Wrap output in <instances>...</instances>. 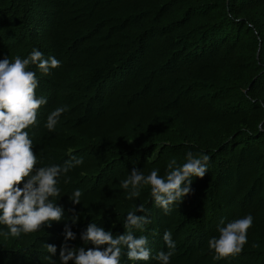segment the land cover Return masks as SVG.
I'll list each match as a JSON object with an SVG mask.
<instances>
[{
  "label": "trees",
  "instance_id": "trees-1",
  "mask_svg": "<svg viewBox=\"0 0 264 264\" xmlns=\"http://www.w3.org/2000/svg\"><path fill=\"white\" fill-rule=\"evenodd\" d=\"M33 49L60 62L48 74L29 66L47 101L25 130L36 167L71 156L83 163L61 175L60 195L50 198L62 220L19 237L0 234V264H62L66 226L76 235L67 247L87 251L96 246L80 236L90 223L123 235L140 204L147 212L137 214L151 223L133 231L147 236L151 258L129 261L123 250L121 264H159L157 254L169 251L166 230L177 245L170 264H264V0H0V60ZM58 107L65 111L49 131ZM188 152L209 156L207 174L192 177L191 193L169 214L150 186L126 198L120 182L133 169L165 176ZM77 189L78 205L70 199ZM249 214L243 250L214 259L209 239Z\"/></svg>",
  "mask_w": 264,
  "mask_h": 264
},
{
  "label": "clouds",
  "instance_id": "clouds-1",
  "mask_svg": "<svg viewBox=\"0 0 264 264\" xmlns=\"http://www.w3.org/2000/svg\"><path fill=\"white\" fill-rule=\"evenodd\" d=\"M30 65H36L41 72L48 74L50 69L59 67L60 62L55 57L45 59L43 53L36 49L24 59L18 56L14 61L7 57L0 60V225L7 227V232L0 234L12 237L35 233L46 225L50 227L52 222L62 220L63 208L50 198L60 195L57 185L61 175L83 163L82 158L71 156L62 166L36 167L38 158L32 139L25 130L36 124L38 111L47 101L36 95L39 81L36 73L29 70ZM64 111V107H58L48 115L46 127L49 131L55 129ZM208 162V155L188 152L182 166L177 165L175 159L168 163L165 176H160L158 169H153L148 175L133 169L120 182V187L126 190V198L131 200L140 196L144 186H150L155 204L167 215L174 204H180L191 193L192 177H205ZM81 196L77 189L70 199L78 205ZM146 212L143 204L136 206L135 211H129L124 222L125 233L115 237L111 231L90 223L80 236L86 244L96 246L87 251L83 247H67V241L75 240L76 235L66 226L65 244L60 250L62 264L69 261H74V264H121L123 250H126L129 261H149L151 250L147 236L137 237L133 231L144 230L151 223L148 215L137 214ZM77 220L78 216L72 217L73 224ZM252 224L253 217L249 214L220 227L219 237L208 241L209 249L215 253L214 259L239 254L247 243V232ZM163 240L169 251L159 252L155 259L159 264H170V257L177 246L170 230L165 231ZM104 245L107 247L101 251L100 246ZM44 246L48 253L55 255L57 249L54 245Z\"/></svg>",
  "mask_w": 264,
  "mask_h": 264
}]
</instances>
